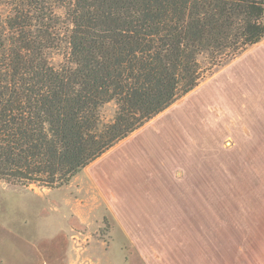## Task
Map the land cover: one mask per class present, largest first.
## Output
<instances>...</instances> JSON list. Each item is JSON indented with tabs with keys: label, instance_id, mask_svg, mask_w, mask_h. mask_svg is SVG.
<instances>
[{
	"label": "trees",
	"instance_id": "trees-1",
	"mask_svg": "<svg viewBox=\"0 0 264 264\" xmlns=\"http://www.w3.org/2000/svg\"><path fill=\"white\" fill-rule=\"evenodd\" d=\"M262 39L264 0H0V180L68 184Z\"/></svg>",
	"mask_w": 264,
	"mask_h": 264
},
{
	"label": "rangeland",
	"instance_id": "rangeland-1",
	"mask_svg": "<svg viewBox=\"0 0 264 264\" xmlns=\"http://www.w3.org/2000/svg\"><path fill=\"white\" fill-rule=\"evenodd\" d=\"M114 111V101L102 107L106 120ZM259 124L264 128V39L215 69L128 142L127 174L111 176L116 184L108 187L128 195L129 219L138 229L132 235L140 236L141 209H155L157 195L171 192L175 179L188 177L193 165L194 175L204 176L205 162L220 161L239 134ZM104 161L115 167L112 156ZM132 244L84 168L53 189L0 180L1 264H142Z\"/></svg>",
	"mask_w": 264,
	"mask_h": 264
},
{
	"label": "crops",
	"instance_id": "crops-1",
	"mask_svg": "<svg viewBox=\"0 0 264 264\" xmlns=\"http://www.w3.org/2000/svg\"><path fill=\"white\" fill-rule=\"evenodd\" d=\"M162 113L84 167L108 202L111 216L139 250L142 264H264V128L260 124L239 134L237 144L227 147L220 161L205 162L204 176L194 175L193 165L188 177L175 179L171 192L157 195L155 209H141L140 236L132 235L138 229L129 219L133 215L128 195L108 185L116 184L111 176L127 174L128 142ZM109 156L114 158L112 170L104 161Z\"/></svg>",
	"mask_w": 264,
	"mask_h": 264
}]
</instances>
